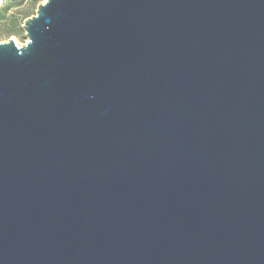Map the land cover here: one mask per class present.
Listing matches in <instances>:
<instances>
[{
	"label": "water",
	"instance_id": "water-1",
	"mask_svg": "<svg viewBox=\"0 0 264 264\" xmlns=\"http://www.w3.org/2000/svg\"><path fill=\"white\" fill-rule=\"evenodd\" d=\"M22 28L0 264H264V0H46Z\"/></svg>",
	"mask_w": 264,
	"mask_h": 264
},
{
	"label": "rangeland",
	"instance_id": "rangeland-1",
	"mask_svg": "<svg viewBox=\"0 0 264 264\" xmlns=\"http://www.w3.org/2000/svg\"><path fill=\"white\" fill-rule=\"evenodd\" d=\"M46 0H19L5 1L0 11L6 10L5 16L0 20V43H6L11 38L17 45L23 46L27 38L23 31L24 21L33 17L39 5Z\"/></svg>",
	"mask_w": 264,
	"mask_h": 264
},
{
	"label": "trees",
	"instance_id": "trees-1",
	"mask_svg": "<svg viewBox=\"0 0 264 264\" xmlns=\"http://www.w3.org/2000/svg\"><path fill=\"white\" fill-rule=\"evenodd\" d=\"M19 1V0H16ZM6 10L0 11V20L5 16Z\"/></svg>",
	"mask_w": 264,
	"mask_h": 264
}]
</instances>
